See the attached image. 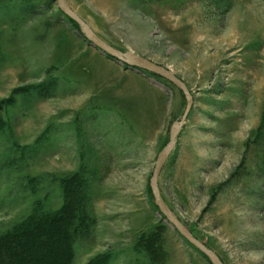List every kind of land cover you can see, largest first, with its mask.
<instances>
[{
  "label": "rangeland",
  "instance_id": "rangeland-1",
  "mask_svg": "<svg viewBox=\"0 0 264 264\" xmlns=\"http://www.w3.org/2000/svg\"><path fill=\"white\" fill-rule=\"evenodd\" d=\"M67 1L107 43L185 82L193 104L160 193L225 264H264V0ZM185 107L171 81L92 46L55 0H0V235L66 204L72 241L47 231L27 264H212L149 185Z\"/></svg>",
  "mask_w": 264,
  "mask_h": 264
},
{
  "label": "water",
  "instance_id": "water-1",
  "mask_svg": "<svg viewBox=\"0 0 264 264\" xmlns=\"http://www.w3.org/2000/svg\"><path fill=\"white\" fill-rule=\"evenodd\" d=\"M58 4L60 10L79 26L80 32L83 37L90 42L92 46L103 52L104 54L109 55L123 63H126L130 66L139 67L155 74H158L167 80L171 81L176 85L184 94L186 99V107L182 116L175 120L170 128L169 141L165 147L158 153L154 170L150 178V188L155 204L159 208L160 212L166 217V219L176 228V230L184 237L188 242L198 248L212 264H225L222 259L199 239H197L191 231L181 222L177 215L172 211L169 205L164 201L160 189H159V176L163 168L164 163L168 159L172 150L175 147L176 139L187 119L188 114L191 111L193 104V96L185 84V82L179 78L173 71L170 69L159 65L150 59L137 54L133 51H122L112 46L103 40L93 29L92 27L76 13L67 0H55Z\"/></svg>",
  "mask_w": 264,
  "mask_h": 264
},
{
  "label": "trees",
  "instance_id": "trees-1",
  "mask_svg": "<svg viewBox=\"0 0 264 264\" xmlns=\"http://www.w3.org/2000/svg\"><path fill=\"white\" fill-rule=\"evenodd\" d=\"M70 20L74 22L72 19ZM74 23L79 29L78 24L76 22ZM71 181L73 180L71 179ZM66 190L67 188H65L64 193L68 194ZM69 206L65 204L56 212L35 209L25 221L12 229L10 233L0 235V264H27V261L31 260V254L29 252L32 249V245H34L33 242H41L44 240L48 243L50 241L45 236L47 231L51 232L62 228L66 236H62L65 241H72L74 230L67 231V221L71 218L74 219L73 215L76 217L77 210L71 213L68 209ZM76 219H79V215ZM3 256L9 260L8 263H4L1 258ZM68 258L69 255L67 256L65 254V257H62V262L60 261L59 264H67Z\"/></svg>",
  "mask_w": 264,
  "mask_h": 264
},
{
  "label": "crops",
  "instance_id": "crops-1",
  "mask_svg": "<svg viewBox=\"0 0 264 264\" xmlns=\"http://www.w3.org/2000/svg\"><path fill=\"white\" fill-rule=\"evenodd\" d=\"M100 4H102V3H100V1H99V6H101ZM89 24V23H88ZM90 25V24H89ZM91 26V25H90ZM92 27V26H91Z\"/></svg>",
  "mask_w": 264,
  "mask_h": 264
}]
</instances>
